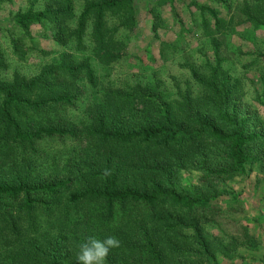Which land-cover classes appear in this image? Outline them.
Masks as SVG:
<instances>
[{"label": "trees", "instance_id": "trees-1", "mask_svg": "<svg viewBox=\"0 0 264 264\" xmlns=\"http://www.w3.org/2000/svg\"><path fill=\"white\" fill-rule=\"evenodd\" d=\"M83 1L79 15L73 0H46L43 9L33 4L14 19L24 34L11 39L20 60L33 49L24 43L32 39V26L51 29L61 51L57 61L33 77L0 78V145L32 154L16 162L0 155V264H78L81 243L89 236L108 235L121 244L110 252L107 264H220L219 257L235 264L241 251L246 257L261 251L264 242L249 225L238 234L210 235L209 217L231 206L214 205L220 195L213 188L190 189L182 182L189 168L206 181L242 176L254 167L264 173V130L256 126V117L243 112L236 82L224 68L235 18L190 2L200 13L201 27L211 32L214 64L207 75L185 64L198 85L200 102L188 90L182 95L179 87L183 116L159 88L135 84L106 92L104 101L90 108V123L78 125L60 113L76 109L84 97L83 84L96 89L100 76L90 58L76 61L62 49L71 43L85 50L92 22L94 56L109 67L128 49L120 32L134 33L142 20L137 0ZM141 1L153 16L155 33L162 20L153 8L167 3L186 30L175 0ZM228 3L223 2L227 9ZM205 12L213 19L211 27ZM240 12L241 24L264 28V0H243ZM196 19L193 14L198 27ZM256 61L264 65V52L257 53ZM261 72L264 94V66ZM44 141L71 144L63 174L42 172L37 159L44 156ZM231 199L226 203L235 206L237 195ZM260 259L264 262V256Z\"/></svg>", "mask_w": 264, "mask_h": 264}, {"label": "rangeland", "instance_id": "rangeland-1", "mask_svg": "<svg viewBox=\"0 0 264 264\" xmlns=\"http://www.w3.org/2000/svg\"><path fill=\"white\" fill-rule=\"evenodd\" d=\"M46 0H0V49L3 53L4 69L0 72L3 81H13L15 75L30 78L37 75L46 65L57 61L61 48L55 46L54 32L45 30L39 26H32V39L25 38L26 46H32L28 57L20 60L13 53L11 39L22 37L23 31L14 26V19L18 13L26 12L33 4L36 10L44 7ZM140 3L142 20L134 33L126 30L120 32V36L128 41L126 55L120 62L109 67H103L92 50L90 35L92 22L89 24L85 40L86 49L78 51L73 44L62 49L73 54L76 61L90 58L94 69L100 76V83L96 89H91L83 84L84 97L76 109H66L60 113L61 117L68 118L78 125L90 123L89 110L95 104L104 101V95L112 90H128L135 84L150 85L159 88L164 93L167 101L172 105L174 112L183 116L184 102L182 95L191 92L194 102L199 103V88L195 83L186 63L195 67L200 74L209 73V64H214V52L210 41L211 32L201 27L200 13H196L194 7H189L191 1L198 3L204 8L218 12L222 17L235 18V33L224 51L226 63L224 68L236 82L238 97L241 101L242 110L248 116L256 117V126L264 130V94L262 84V63H258L257 53L264 52V28H257L254 24H241L244 16L240 9L243 0H175L174 6L184 23L186 30L183 31L181 24L176 22L172 5L157 4L153 8L154 13L161 20V26L157 33L152 30L153 16L147 14L148 5ZM158 2L159 0H153ZM223 2H229L227 9ZM77 15L83 9V0H73ZM193 14H196L198 27L193 25ZM231 17V18H232ZM205 20L211 27L213 19L210 13L205 12ZM241 25H240V24ZM186 31V32H185ZM179 87L182 89L180 94ZM151 109V108H150ZM152 110V109H151ZM58 117V116H52ZM44 156L37 159L42 167L44 175L55 173L63 174L64 166L69 159L71 144L63 145L58 141H44L40 145ZM0 155L10 161H19L24 156H31L30 152H24L16 146L0 145ZM203 175L193 168L183 173L182 182L190 189L203 190L213 188L220 195L214 205H222L226 208L223 213L210 216L213 222L206 228L210 235L216 236L219 232L226 234H238L242 227L249 225L252 233L260 236L264 241V173L257 167L248 169L242 175L218 181H206ZM237 195L238 202L228 204L232 195ZM124 220L129 222L131 217L123 215ZM260 227L262 229H260ZM192 234V232H187ZM260 252V251H259ZM263 252V251H262ZM240 257L234 258L235 264H244L240 258H245L247 253L241 251ZM220 264H230L231 260L218 258Z\"/></svg>", "mask_w": 264, "mask_h": 264}, {"label": "clouds", "instance_id": "clouds-1", "mask_svg": "<svg viewBox=\"0 0 264 264\" xmlns=\"http://www.w3.org/2000/svg\"><path fill=\"white\" fill-rule=\"evenodd\" d=\"M120 240L114 235L103 238L89 236L80 244L76 259L78 264H107L110 252L120 247Z\"/></svg>", "mask_w": 264, "mask_h": 264}, {"label": "crops", "instance_id": "crops-1", "mask_svg": "<svg viewBox=\"0 0 264 264\" xmlns=\"http://www.w3.org/2000/svg\"><path fill=\"white\" fill-rule=\"evenodd\" d=\"M224 18V17H223ZM263 241V240H262ZM264 242V241H263ZM263 251V252H262ZM250 255L247 258V260L244 262V264H264L263 260L260 259V257L264 256V243L263 246H261V251L260 252H256V253H249ZM252 255H256L254 258L252 257Z\"/></svg>", "mask_w": 264, "mask_h": 264}]
</instances>
